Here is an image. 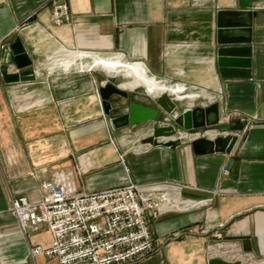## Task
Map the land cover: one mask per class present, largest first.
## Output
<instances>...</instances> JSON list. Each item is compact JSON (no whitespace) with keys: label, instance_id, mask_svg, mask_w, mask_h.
<instances>
[{"label":"crops","instance_id":"1","mask_svg":"<svg viewBox=\"0 0 264 264\" xmlns=\"http://www.w3.org/2000/svg\"><path fill=\"white\" fill-rule=\"evenodd\" d=\"M64 1L70 21L55 25L52 0H0V41L19 38L36 75L14 83L0 75V264H58L28 257L29 245L48 246L51 233L22 232L9 202L17 195L38 200L41 180L60 169L74 172L79 192L128 182L167 192L163 214L149 223L150 253L121 264H208L219 233L264 264V0L253 5L248 79L221 78L214 64L216 12L236 8L237 0ZM101 56H116L109 64L136 71L128 80L164 83L159 88L181 98L193 92L190 102L202 96L220 102V121L237 138L230 153L196 154L190 142L196 133L184 131L174 145L154 142L145 150L140 140L151 135L150 121L123 127L130 139L117 147L90 71ZM10 57L18 65L12 50ZM129 88L151 104L153 93ZM166 116L159 125L169 122Z\"/></svg>","mask_w":264,"mask_h":264},{"label":"built area","instance_id":"2","mask_svg":"<svg viewBox=\"0 0 264 264\" xmlns=\"http://www.w3.org/2000/svg\"><path fill=\"white\" fill-rule=\"evenodd\" d=\"M52 3V22L56 25L70 21L66 2L52 0ZM0 50L3 51L0 75L2 71L20 72V68L11 63V43L0 41ZM210 102L213 101L205 104ZM141 145L147 150L153 144L147 141ZM120 156L123 158L122 154ZM52 173L50 178L41 180L42 193L38 200L31 202L26 196L17 195L9 202V210L17 218L22 232L27 234L45 228L51 233L48 246L29 245L30 259L43 256L54 258L58 264H121L150 253L154 243L149 223L151 218L163 214V205L169 200L166 191H143L137 183L128 182L79 192L73 171L60 169ZM32 174L42 175L41 172ZM175 184L191 190L187 185ZM220 236L217 234V238ZM217 241L209 245L211 257L220 255L222 259L242 263L244 255L251 256L247 252L242 256L235 241L229 243V249L219 251L224 245Z\"/></svg>","mask_w":264,"mask_h":264},{"label":"water","instance_id":"3","mask_svg":"<svg viewBox=\"0 0 264 264\" xmlns=\"http://www.w3.org/2000/svg\"><path fill=\"white\" fill-rule=\"evenodd\" d=\"M260 1L237 0L236 8L217 10L215 17L216 42L213 51L214 64L221 78H251L252 18L256 15L253 5ZM11 50L14 59L18 62L17 66L26 69L13 73L2 71L4 81L14 83L34 80L36 75L33 70V61L27 56L19 38L11 44ZM116 76H108L97 89L100 112L109 117L113 127L122 128L150 121L152 122L151 135L156 143L163 142L167 146L174 145L177 139L186 136L184 131L190 134L196 133L190 141L196 154L203 155L206 152L220 151L230 153L232 150L237 138L236 135L230 134L229 124L220 121L222 114L220 102L194 104L188 100L187 106L183 107L181 101L184 98L176 93L163 91L160 94L151 95L152 103L145 105L134 97H130L128 88L121 86V82L115 81ZM124 77L129 78L128 76ZM131 89L135 93L150 95L142 86ZM118 98H122L123 101H118ZM202 98L204 99L203 96ZM175 112L176 115H174ZM164 113L171 116V121L159 125ZM214 131L218 133L210 135ZM160 137H164L165 140H157ZM231 162L232 160L229 164ZM227 167L230 169L229 165ZM147 214L150 217L153 215L150 210H147ZM208 264H240V261H230L213 256L209 259Z\"/></svg>","mask_w":264,"mask_h":264},{"label":"rangeland","instance_id":"4","mask_svg":"<svg viewBox=\"0 0 264 264\" xmlns=\"http://www.w3.org/2000/svg\"><path fill=\"white\" fill-rule=\"evenodd\" d=\"M100 58H103V59H106V60H109L108 62L109 63H115V61L116 60H118V59H116V56L114 57V56H101ZM119 61V60H118ZM52 62V61H51ZM108 63V66H100V65H96V66H94V69H92V70H90V71H93L94 73H95V75H96V81H97V83L98 84H100L101 82H104L105 80H106V78L108 77V76H116V74H117V76H116V79H115V81L116 82H121V86H123V87H125L126 85H128V84H130L131 82H138L139 80H143V79H141V78H134V80L132 81V80H128L127 78H125L124 76H128V77H131V76H133L135 73H137L136 71L135 72H128L127 71V69L126 68H123V67H120V68H117L116 67V65L117 64H109ZM120 63V62H119ZM114 65V66H113ZM122 66V65H121ZM112 67V68H111ZM116 67V68H115ZM57 70L58 71H62V72H65L64 70H62L61 68H57ZM72 70H77V71H79L78 69H76V68H72L71 69V71ZM108 75V76H107ZM124 75V76H123ZM164 84V83H163ZM163 84H160V85H163ZM160 85H158V86H150V84L149 83H146L145 85H144V87H146V89H147V91L149 92V93H153L154 95H157V94H155L154 93V91L156 90L157 92H159V89L161 88V89H163V90H165V88H163V87H160L159 88V86ZM165 86V85H164ZM37 87V86H36ZM158 87V88H157ZM125 88H129V87H125ZM129 89H131V88H129ZM191 93H193V92H189V93H185V94H181L182 96H185L184 97V99H182V101H181V105H184V104H186L187 102H188V95H190ZM195 95H196V93H195ZM188 98V99H187ZM151 103H152V99L153 98H151V99H149V98H147ZM190 102V101H189ZM193 102H194V104H198V103H206V99L204 98H202V97H197V98H195L194 100H193ZM166 115H168V114H166ZM166 115H163V117L164 116H166ZM105 117H108V116H105ZM166 118H169V122L171 121V116L170 115H168V116H166ZM105 120H106V118H105ZM108 120V121H107ZM106 120V124H105V127L107 128V131H108V133H109V136H110V141L112 142V143H114L117 147H119L120 145H121V143L122 142H124V141H126L127 139H130L129 137H127L126 135V132L124 131V128L122 127H119V128H115V127H113V125L111 124V122H110V119H109V117H108V119ZM142 126L141 125H137V128H141ZM141 141V143H144V142H147V141H151L152 142V144H154V138H153V136H147V137H145V139H142V140H140ZM218 241L220 242V244H222V245H224L222 248H220L219 249V251H223V250H225V249H229V243H233L231 240H226L224 237L222 238V236H220V238H218ZM217 241V242H218ZM237 243V242H236ZM238 245V244H237ZM239 246V245H238ZM240 247V246H239ZM241 248V250H242V256L244 255V250H243V248L242 247H240ZM215 253H218V252H216V251H214ZM225 255V254H224ZM261 260V258H258V257H256V256H248V255H244L243 256V258H242V263L243 264H254V263H256V262H259Z\"/></svg>","mask_w":264,"mask_h":264},{"label":"bare ground","instance_id":"5","mask_svg":"<svg viewBox=\"0 0 264 264\" xmlns=\"http://www.w3.org/2000/svg\"><path fill=\"white\" fill-rule=\"evenodd\" d=\"M95 59H96V58H95ZM116 62H117V60H116ZM81 63H82V62H81ZM84 63H85V62H84ZM101 63H102V64L104 63V59H102V58H101V59H96L94 62H92L93 65H98V64L100 65ZM107 63H109V62H107ZM107 66H108V64H107ZM109 66H110V65H109ZM109 66H108V67H109ZM113 66H114V65H113ZM116 66H117V65H116ZM121 67H122V66H121ZM111 68H112V67H111ZM147 82H148V81H144V79H143V80H139L137 83H138L139 86L144 87V84L147 83ZM148 83H149V82H148ZM130 86H131V85H130ZM144 89L147 90L146 87H144ZM163 91H165V90H163V89L160 88V89H159V92H157V91L155 90L154 93H155V94H160V93L163 92ZM178 201H179V199L177 200V203H178ZM221 246H223V245H221Z\"/></svg>","mask_w":264,"mask_h":264},{"label":"flooded vegetation","instance_id":"6","mask_svg":"<svg viewBox=\"0 0 264 264\" xmlns=\"http://www.w3.org/2000/svg\"><path fill=\"white\" fill-rule=\"evenodd\" d=\"M129 96L131 97L132 93H129ZM118 101H123V99L122 98H118Z\"/></svg>","mask_w":264,"mask_h":264}]
</instances>
